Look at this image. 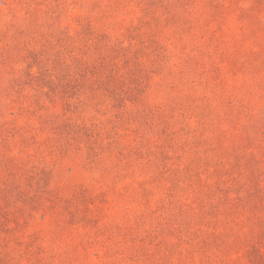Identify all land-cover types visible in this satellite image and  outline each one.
Instances as JSON below:
<instances>
[{
	"label": "rangeland",
	"instance_id": "obj_1",
	"mask_svg": "<svg viewBox=\"0 0 264 264\" xmlns=\"http://www.w3.org/2000/svg\"><path fill=\"white\" fill-rule=\"evenodd\" d=\"M0 264H264V0H0Z\"/></svg>",
	"mask_w": 264,
	"mask_h": 264
}]
</instances>
